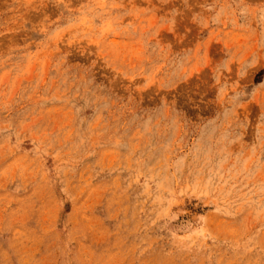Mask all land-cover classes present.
<instances>
[{
    "label": "rangeland",
    "instance_id": "374dc122",
    "mask_svg": "<svg viewBox=\"0 0 264 264\" xmlns=\"http://www.w3.org/2000/svg\"><path fill=\"white\" fill-rule=\"evenodd\" d=\"M0 264H264V0H0Z\"/></svg>",
    "mask_w": 264,
    "mask_h": 264
}]
</instances>
